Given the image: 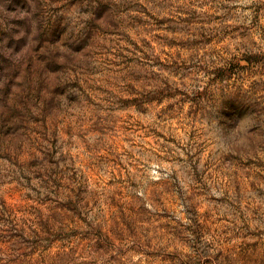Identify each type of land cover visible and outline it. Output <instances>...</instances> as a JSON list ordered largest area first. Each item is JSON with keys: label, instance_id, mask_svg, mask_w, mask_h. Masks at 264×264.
Wrapping results in <instances>:
<instances>
[{"label": "rangeland", "instance_id": "1", "mask_svg": "<svg viewBox=\"0 0 264 264\" xmlns=\"http://www.w3.org/2000/svg\"><path fill=\"white\" fill-rule=\"evenodd\" d=\"M0 264H264V0H0Z\"/></svg>", "mask_w": 264, "mask_h": 264}]
</instances>
